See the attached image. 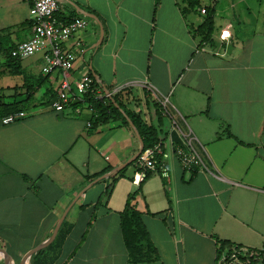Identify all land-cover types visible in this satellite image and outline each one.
Returning <instances> with one entry per match:
<instances>
[{"label": "crops", "instance_id": "1", "mask_svg": "<svg viewBox=\"0 0 264 264\" xmlns=\"http://www.w3.org/2000/svg\"><path fill=\"white\" fill-rule=\"evenodd\" d=\"M192 1L58 0L60 19H88L75 36L81 51L65 44L76 53L71 80L92 75L156 129L168 154V180H131L159 255L137 264H215L217 241L264 243V0ZM29 7L0 0V104L25 112L9 124L0 114V264H132L119 212L137 189L113 199L118 178L103 194L141 137L121 119L90 128L89 107H50L60 75L42 72L41 53H5L31 36ZM207 11L213 31L201 44ZM164 96L168 114L157 110ZM173 121L204 145L208 172L179 164Z\"/></svg>", "mask_w": 264, "mask_h": 264}, {"label": "built area", "instance_id": "2", "mask_svg": "<svg viewBox=\"0 0 264 264\" xmlns=\"http://www.w3.org/2000/svg\"><path fill=\"white\" fill-rule=\"evenodd\" d=\"M58 0H30L29 15L31 18V36L24 41L17 43L10 51L13 58L22 59L41 53L44 59L42 72L49 74L57 72L61 79L57 87L55 98L50 102V107L61 112L65 107L71 106L77 101H82L85 94H90L94 99H104L110 93L100 88L94 90L91 76H84L79 80L72 81L70 72L76 60L75 51H81L82 41L75 38L76 34L84 30L88 25V19L75 18L60 23L55 18L59 11ZM205 13V8L200 9ZM73 39L75 51L66 47L65 44ZM83 106L74 107L79 112L83 107H88L86 102ZM169 100L164 96L159 100L163 114H168L166 106ZM25 116L24 111H17L1 118L2 124H9ZM174 130L181 138L180 144L173 147V155L183 169L197 167L201 171L208 172L206 160L209 159L204 145L199 142L189 130L183 133L173 121ZM167 152L163 149L161 142L152 147L142 148L134 160L135 171L131 180L139 184L151 173H159L165 180L169 179L168 166L165 163ZM262 246L253 248L241 244L232 243L230 248L224 249L217 255L215 264H261L264 259Z\"/></svg>", "mask_w": 264, "mask_h": 264}, {"label": "trees", "instance_id": "3", "mask_svg": "<svg viewBox=\"0 0 264 264\" xmlns=\"http://www.w3.org/2000/svg\"><path fill=\"white\" fill-rule=\"evenodd\" d=\"M187 1L191 6L192 3H190V1H193ZM55 18L60 23L68 21L65 19H60L57 13L55 14ZM212 31V12L207 11L204 20L195 29V35L200 38L201 44H205L211 41ZM10 51L11 50L5 52L7 57L13 60H18L11 56ZM90 76L93 79L92 86L94 90L100 88L95 78L92 75ZM54 98L55 96L50 101H52ZM111 99L112 100H110L109 98L94 99V97H90V94L88 93L85 94L82 101H77L73 103L72 107L83 106L82 102H86L88 104V107L91 108L93 111V115L89 120V126L92 129H95L101 124L107 123L109 120L121 119L125 124H128V121L132 123L136 130V133L142 139L143 148L152 147L154 144L159 142L156 129L153 126L146 124L139 113L128 109L126 105L122 103V101L118 97H116V95H114ZM23 107L24 104L20 105L15 102L10 104H0V114L2 115L1 118L10 113L22 111ZM157 110L161 111V107H157ZM110 169L111 168L108 167L106 171H109ZM124 169L110 177V181L107 185L106 191L103 194L104 198H106L110 193L111 187L115 183V181L122 176ZM139 191L140 186L137 190L127 195L124 207L119 212L121 233L128 254V261L132 264L149 263L159 258L157 249L152 243L149 233L142 221V212L136 208L135 198L138 195ZM231 244L232 243L229 241H217V255H219L224 249L230 248ZM262 248L263 251L261 253L264 254V243L262 245ZM261 264H264V259Z\"/></svg>", "mask_w": 264, "mask_h": 264}, {"label": "rangeland", "instance_id": "4", "mask_svg": "<svg viewBox=\"0 0 264 264\" xmlns=\"http://www.w3.org/2000/svg\"><path fill=\"white\" fill-rule=\"evenodd\" d=\"M242 29L247 31V29H244V27H242L240 30H242ZM134 171H135V167H134L133 163L128 165V167H126V169L123 172V176H121L118 179V181L116 182L115 189L113 191V199L114 198L118 199V192L121 189H126L129 187H136V189H137V186L132 185V182H131V176L133 175ZM150 178H158V180L161 181L159 175H157V174H153ZM131 191H132L131 188H129V190L127 192L130 193ZM127 192L125 194L126 197L128 195ZM110 195H111V193L109 194V197H110ZM139 208H140V206H139Z\"/></svg>", "mask_w": 264, "mask_h": 264}, {"label": "water", "instance_id": "5", "mask_svg": "<svg viewBox=\"0 0 264 264\" xmlns=\"http://www.w3.org/2000/svg\"><path fill=\"white\" fill-rule=\"evenodd\" d=\"M84 14H86L87 16L93 17L91 14H88V13H86V12H84ZM130 125L132 126V128H133L134 131H135V128L133 127V125H132L131 122H130ZM139 141H140V150H139V152H137L136 155H134L132 158H130V159L127 160L126 162H124V163L120 164L119 166H117V167L113 168L112 170H110V171L107 173L106 177H108V176L114 174L115 172L119 171L120 169L126 167L128 164H130L131 162H133V161L135 160V158L137 157V155L140 153V151H141L142 148H143V142H142V140L139 139ZM58 227H59V225L57 226V228H58ZM57 228H56V230H57ZM36 249H37V248H36ZM36 249H34V250L30 253V255H29V257H28V260H29V261H30V257H31V255H32V253H33Z\"/></svg>", "mask_w": 264, "mask_h": 264}, {"label": "snow or ice", "instance_id": "6", "mask_svg": "<svg viewBox=\"0 0 264 264\" xmlns=\"http://www.w3.org/2000/svg\"><path fill=\"white\" fill-rule=\"evenodd\" d=\"M227 35V34H226Z\"/></svg>", "mask_w": 264, "mask_h": 264}]
</instances>
